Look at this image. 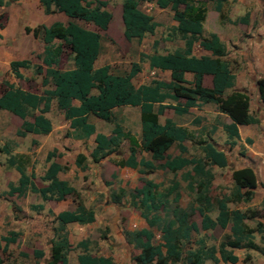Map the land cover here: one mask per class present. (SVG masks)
<instances>
[{"label": "trees", "instance_id": "obj_1", "mask_svg": "<svg viewBox=\"0 0 264 264\" xmlns=\"http://www.w3.org/2000/svg\"><path fill=\"white\" fill-rule=\"evenodd\" d=\"M46 14L61 12L68 19L66 22L53 21L49 25H38L32 30L40 35L44 43L41 64L33 65L29 59H17L10 62V68L18 79H25L21 68H31L36 74H44L45 80L51 84L42 91L24 88L4 80V91L0 94V110H7L22 119L16 134L24 136L27 133L47 134L52 129V123L46 115L55 100L56 106L64 111L69 119V126L76 138H87L95 134V146L90 153L93 161H98L109 152L120 146L121 140L129 144V155L120 159L118 164L136 167L141 173L155 169H167L172 172L190 169L182 173L187 181V188L194 192V197L187 207L179 204V182L172 180L170 185L161 188L152 179L142 177V185L130 193V198L147 223V227L125 231L126 240L137 252L132 254L135 264H206L205 260L212 258L218 261V253L224 262L235 261L233 249L245 248L258 251L264 257V209L230 208L229 203L248 201L256 186V175L253 168L244 166L231 172L233 185L229 193L221 196L211 194L214 172L212 166L224 168L228 158L223 150L218 149L211 141H198L201 156L187 157L186 139L192 135L188 130L177 125L172 119L159 121V114L165 108L182 114L190 106L205 103H215L219 111L231 118L230 123H224L223 129L229 137H239L238 124H253L257 117L250 113V99L247 93L233 90L225 93L234 83V72L229 61L224 59L226 46L214 32L204 34L203 22L207 8L202 0H147L155 1L161 7H170L176 25L173 32L184 40V47L170 52L140 53L139 60L131 63L125 73H114L109 64L95 66L101 51V34L88 28L79 21L92 23L100 29H107L112 13L106 8L105 0H39ZM140 0H122L121 19L124 35L128 39L142 40L147 34H153L158 26L153 15L141 9ZM214 2L220 19L226 20L223 13V3L228 0H210ZM249 13L230 20L233 23L247 22ZM7 17L0 15V28L4 26ZM199 38L200 45L209 50L211 55L193 54V44ZM158 40H154L156 46ZM72 54V66L59 68L60 58L65 50ZM147 59L150 68L169 70L168 81L153 78L148 83L135 86L132 79L141 70V62ZM191 72V80H186L185 73ZM210 74L212 86L204 84V76ZM28 80V79H27ZM260 99L264 102V77L257 81ZM167 99L180 104L164 103ZM75 100L78 104H75ZM183 103V104H182ZM131 105L140 110L141 138L125 131L115 123L110 135L96 132L95 125L88 120L93 114L106 121H113V108ZM250 142V139H247ZM177 143L179 154L172 157L166 151ZM148 152L151 159L140 158L136 162L138 150ZM9 153L7 163L20 171L17 185L9 183L8 194L23 195L27 191L38 193L42 200L50 198L63 199L68 194L77 191L67 180L60 179L58 172L66 168L52 160L55 150L48 151L46 170L40 176L44 185H37L33 171L27 172L29 158L25 154ZM85 157L79 154L76 162L82 167ZM113 195L116 202L123 195ZM173 194L170 200V195ZM42 209V204L33 206ZM216 212L215 217L211 214ZM163 213V215H162ZM200 217V225L194 215ZM58 221L51 240L49 257L46 264H68V253L71 250L65 225L69 222L86 224L95 220L92 208H86L79 203L75 209L62 210L55 215ZM256 219L255 225L248 221ZM263 219V220H261ZM160 231V240L155 239L153 229ZM227 229L228 232L218 244L208 245L204 237L193 241V235L201 230ZM259 242L255 241V236ZM18 233L9 231L0 237V251L6 252L9 244L16 241ZM1 242H4L2 245ZM81 249L77 255L78 264H119L110 256L96 255L89 251V240L81 239L76 245ZM34 256L41 258L44 251L34 249ZM0 264H11L3 260Z\"/></svg>", "mask_w": 264, "mask_h": 264}, {"label": "rangeland", "instance_id": "obj_2", "mask_svg": "<svg viewBox=\"0 0 264 264\" xmlns=\"http://www.w3.org/2000/svg\"><path fill=\"white\" fill-rule=\"evenodd\" d=\"M106 8L112 13V19L107 27L103 30L92 23L79 21L82 25L98 31L101 36V51L96 60V65L109 64L111 71L114 73H125L129 70L131 63L139 60L140 53H152L153 51H171L182 46L181 36L173 32L175 21L173 19V11L170 7L161 8L155 1L140 0L141 9L153 15L158 26L153 34H147L142 40L128 39L123 32V24L121 19V3L122 0H105ZM207 10L213 9V2L210 0H202ZM254 4L249 6V11H253L251 19H258V10L254 9ZM224 13L229 18H233V2H228L224 6ZM4 14L7 21L0 28V71L7 76L8 60L26 58L33 65L41 64V55L44 43L40 35H35L33 28L38 25H49L53 21H67V17L60 12L46 14L39 0H0V15ZM216 11L210 12L205 24V34L212 29H221L222 37L231 48L234 37L233 29L237 26L228 24V21L220 20L216 16ZM216 23V28H215ZM227 23V25H226ZM221 26V27H220ZM226 27H232L231 30ZM154 40H158L156 46L153 45ZM197 40V38L195 39ZM59 68L65 69L72 66V54L66 49L60 58ZM142 70L133 79L134 83L140 84L150 81L153 77H165V74L159 71L149 69L146 61L141 63ZM25 79H14L20 86L24 88H33L42 91L49 88L51 84L45 80L44 74H36L33 67L30 69H22ZM28 79V80H27ZM116 120L121 119L123 122L127 119L128 125L132 130L138 128V120L134 118V111L121 107L114 112ZM49 116L54 124V130L49 137L41 136H17L15 131L20 125V120L7 112H0V145L10 143L14 150L27 153L31 165L38 171L43 170L46 166V151L52 147V143H58L63 150L69 149L67 158L71 159V148H85L86 154L89 153L90 143L88 141H78L67 136L68 121L66 120L62 110L56 107L53 102ZM112 123L100 124V128L109 130ZM57 145V144H56ZM127 144L124 142L119 146L118 150L105 158L99 168H93L87 173V178L80 180L82 184H78L82 200L92 206L97 213V222L91 226L71 225L67 228L70 233L72 244L80 237H86L89 240V248L97 253L109 254L118 259L121 264H133L132 254L137 252L125 238V231L135 230L145 224L144 218L139 210L133 204L130 193L139 185H141V177L139 174L130 170H124L115 166L118 159L125 157ZM192 153L198 154V151L192 148ZM236 159L241 155L236 152ZM238 161V160H237ZM238 163V162H235ZM238 166V164H237ZM233 168V167H232ZM231 168H215L216 178L213 183L211 193L218 196L225 192V189L231 187L230 173ZM102 172V174H98ZM112 171H118L117 176L122 172L120 178L111 175ZM96 174V175H94ZM155 182L161 185H168L174 175L169 171L157 170L151 174ZM17 172L8 168L5 164V156L0 152V236L7 234L11 230L18 231L21 235L19 239L11 243L6 252H1L3 260L11 264H46L47 258H37L34 256L33 250L36 247H43L47 251V241L51 237L55 229V222L48 214H36L32 212L29 205L36 202L39 196L27 194L23 197H9L6 192L8 183L15 181ZM80 177L75 175L78 182ZM124 195L120 197V201L116 202L113 195H121V189ZM183 193L182 204L187 207L190 203V197L187 190L182 187ZM68 207H73L75 197L71 196L66 200ZM22 211H25V215ZM163 215V213H162ZM194 219L199 220V216L194 215ZM256 219L249 220V225H255ZM227 229H215L208 232H198L193 235L192 240L196 241L200 237H204L209 244H218L227 233ZM155 239L159 238V231L155 229ZM258 240V236H255ZM77 246H73L69 253V264H77L76 254L79 252ZM176 264H180L176 263ZM240 264V263H238Z\"/></svg>", "mask_w": 264, "mask_h": 264}, {"label": "crops", "instance_id": "obj_3", "mask_svg": "<svg viewBox=\"0 0 264 264\" xmlns=\"http://www.w3.org/2000/svg\"><path fill=\"white\" fill-rule=\"evenodd\" d=\"M228 2H233V11H234L233 18H231V17L228 18L224 13V6ZM251 4H254V6H255L254 9L258 10V12H259L258 13V19H251L253 16V11L252 10L249 11V9H248ZM213 10L216 11L215 17L219 16V12L214 7V2H213V9L211 11H209V10L206 11V17H205L204 22H203L204 32H205V24L207 22L206 20L209 16L210 12H212ZM246 12L249 13V18H248L247 22H245V23H243V22L233 23L230 21V20H234L238 16L244 15ZM223 13L226 16V21H228V24H232V26H234V27L237 26V28L232 30L233 34H234L233 35L234 37L231 38V40H232L231 42H232L233 46L231 48H229L227 42H225L224 38L222 37L221 30H223L225 28L220 26L221 27L220 30L219 29H212L211 31H208V33L209 32L216 33L219 36L220 40L225 44L226 54L224 56V59L229 61L231 67L233 68V72H234V76H235L234 83H233L232 87L225 90V93H229L233 90L242 91V92L247 93L249 96V99H250V104H249L250 113L253 114L255 117H257L258 122L253 123V124H250V123L238 124L239 137L238 138H236V137L231 138L227 135V133L223 129V124L224 123H230L231 118L227 114L219 111L217 108V105L215 103H212V102L201 104L198 106H190L188 112L182 113V114L174 112V110L172 108H169V107L165 108L163 110V112L161 114H159V121L161 123H163L166 118H170L177 125L185 127L188 130V132L191 133L192 138L186 139L183 142L184 145L187 147V152L184 153L185 156H187V157L201 156L202 153H201V150L199 148L198 141L200 139H207V140L211 141L218 149L223 150L226 153L227 158H228V165L224 168L230 167L231 172L235 168H240V167H244V166H249V167L253 168L255 175H256V186L253 190L252 197L248 201H239L237 203L231 202V203H229V207L230 208H239L241 210H245L247 208L260 210V209H264V102L259 97L257 81L259 78L264 77V0H228V1L223 3ZM175 25H176V21H175L174 26ZM217 25L215 23V28ZM226 25H227V23H226ZM226 29L231 30L232 27H226ZM182 41H183L182 46H180L178 48L184 47V40L182 39ZM199 41H200L199 38H197V40L194 41L193 54H195L197 56L211 55V52L209 50L203 48L200 45ZM175 49H177V48H175ZM171 51H173V50H171ZM158 52L165 53V52H170V51H160L159 50ZM22 59H24V58H22ZM12 60H17V59L8 60L7 69H6L8 71L7 76H4L3 71H0V94L4 91V85H3L4 80L9 81V82L15 84L16 86H20L19 84H17L16 82L14 83V81H13L14 79H17V81L21 80V79H18L14 75V73L12 72V70L10 68V62ZM144 60L146 61L147 66L149 67L148 60L147 59H144ZM144 60L142 62H144ZM101 65H103V64H101ZM95 66H100V65H96V62H95ZM22 69H30V68H21L20 72L23 74ZM149 69L154 70V71H159V72H162L165 74V77L156 76L153 78H159V79H163L166 81H168L170 79V71L169 70H160L157 68H150V67H149ZM141 70H142V66H141ZM138 73H140V72H138ZM138 73L136 74V76L138 75ZM192 75L193 74L191 72H186L185 73L186 80H191ZM23 76L25 78L24 74H23ZM136 76H134L133 79ZM133 79H132V82L135 86H139L140 84L150 82V81H148V82H144V83H140V84L136 85L134 83ZM204 84L207 86H212V78H211L210 74H206L204 76ZM53 102H55V100H53ZM53 102H52V105H53ZM74 102H75V104H78L77 100H75ZM181 102L178 103L177 101L167 99L164 103H172V104H180L181 105ZM121 107H125L127 109H131L134 111V113H135L134 118L136 121L138 120V124H137L138 128L132 130L130 128V126L128 125L129 120L127 122V119H125L124 122L121 119L116 120L114 112L116 109L121 108ZM51 109H52V106H51L50 110ZM0 112H7V113L12 114L14 117H16L17 119L20 120V124H21L22 119L20 117H18L17 115H15V114L7 111V110H3V109L0 110ZM49 112L50 111H48L46 113V115L51 120V118L49 116ZM62 112L65 116L64 111H62ZM113 116H114L113 121H106V120H103L101 118H98L97 116H95L93 114H90V115H88V120L95 125L96 132H102V133H105L107 135H110L115 123H118L119 125L122 126V128L125 131L134 134L137 138H141L140 137L141 136L140 110H139L138 106L124 105V106L114 107L113 108ZM65 118H66V116H65ZM66 120L68 121V131L66 132L67 136L72 138V139L81 141V142L82 141L83 142L88 141L90 143V149H88L89 153L88 154L85 153L86 152L85 148L82 149V148L77 147L78 150H76V148L72 147L71 148L72 157H71V159H68L67 154L69 153V151H68L69 149L63 150V147L60 144L52 143V147L46 151V155H47L48 151L55 150V156H53L52 160L57 161L58 163H60L61 165L66 167L63 170L58 172V177L60 179L67 180L72 186H74L76 191H77L76 194H68L63 199H59V200L55 199V198L42 200V198L40 197V195L38 193H34V192H30V191H27L23 195H18L17 193H14L12 195L8 194L9 183H13V184L17 185V181H18V178L20 176V171L17 168H15L14 166L8 165L7 159L9 157V153H7L5 151V148L7 147L10 150V153H12V154L18 153V154L27 155V153H23V152H19V151L14 150V148H12L11 144L8 142L4 143L3 145H0V152L5 156L6 166L17 172V177H16L15 181L8 183V189L6 192L7 196H9V197H13V196L14 197H23L29 193L39 196V199L36 202L31 203L29 205V208L31 209L32 212H36V214L40 215V214L45 213V214L50 215L52 217V219L54 220L56 227L58 225V221L55 219V215L62 210L75 209L79 203H82L86 208H92L94 210L95 220L93 222L86 223V224H80L77 222H69L65 225V230H66L67 235H68L69 244H70V247L72 248L74 245L75 246L77 245V242L79 240L86 239V237H80L75 242V244L73 245L72 241H71L70 233L67 231V228L71 225H73V226L79 225V226H86L87 227V226H91V224L97 222V213L92 206H90L89 204L85 203L82 200L81 194H80V192L82 190L80 189V186H78V184H82L80 180L87 178L88 177L87 173L91 172L92 170H95L93 168H99L100 163L105 158L109 157L110 154L117 151L119 147L116 148L115 150H112L111 152H109L105 157L101 158L100 160L93 161L91 156H90V153L95 146V141H94L95 134H91L87 138H76L73 136V134L71 132L72 128H70V126H69V119L66 118ZM51 123H52V129L47 134L27 133L26 135L20 136V137H24V138L28 137V136H38V137L39 136H41V137L46 136V137H49L54 130V124H53L52 120H51ZM102 123H104V124L112 123L113 125L109 130H104V129L100 128V124H102ZM15 133H16V131H15ZM17 136H19V135H17ZM247 139H250V142H248ZM124 142H126V144H127V151H126L125 157L120 158V159H126L129 155V144H128V141L126 139L121 140L120 146ZM192 148L196 149L198 151V154L192 153ZM237 151H239V153H241V155L238 156L239 157L238 159H236V155H235ZM179 153H180V151L178 149L176 142L173 143L172 146L166 151V155L168 157H172V156L177 155ZM79 154H82L85 157L84 161L82 162V167L78 166L77 162H76V159H77ZM46 155H45V161H46ZM140 158L151 159V156L148 152L139 149L136 153V162H138V160ZM120 159H118V161L115 163L117 170H118V168L121 169L122 172L124 170H130L134 173L139 174V176L141 178L147 177L149 179H152L151 174H153L157 170L169 171L170 173H172L174 175V178L169 181L168 185H170L172 180H177L179 182V185H180V187L178 189L179 194H180L179 204L181 206L185 207L182 204V200L184 197L183 193L181 191L182 187H184L187 190L188 195L190 197V200L192 201V199L194 197V192L188 190V188L186 186L187 181L182 178V173L185 170L190 169V166L187 167L185 170H178L176 172H172V171L167 170V169H155V170L150 171L148 173H141L140 172L141 167L139 165H137L136 167H130L128 165H120V164H118ZM235 162H238V163H235ZM48 164H49V162L46 161V166L44 167V169L38 171L37 169L32 167L31 162L29 161V163L26 167V171L27 172L33 171L35 173V175H36L35 182L37 183V185L41 186V185L46 184L45 181L40 180V176L44 173ZM237 164H238V166H237ZM215 168H220V167L212 166V171L214 172V175H215L214 179L212 181V186H213V183H214L215 178H216V174L214 171ZM122 172H120V175H119L120 177L122 176V174H121ZM116 173H118V171H112L111 175L115 178H120L119 176H117ZM98 174L101 175L102 172L99 173V171H98ZM75 175H78L80 177L78 179V182H76L77 180L75 179ZM94 175H96V174H94ZM88 179L89 180L91 179L90 176L88 177ZM229 181H230L231 187H232L233 181L231 178V173H230ZM142 183L143 182L141 180V185H142ZM156 183H158L161 188L168 186V185L163 186V185H161L160 182H156ZM141 185H139L137 187H140ZM231 187H229L228 189H225V192H223L222 194L229 193V190ZM120 189L122 190L124 188L120 187ZM211 189H212V187H211ZM222 194H220L218 196H221ZM123 195H124V193H123ZM71 196L75 197V204L73 207H68V205H66L65 202ZM172 197H173V194L170 195V197H169L170 200L172 199ZM37 204H42L43 208L42 209H35L33 206L37 205ZM22 212L24 213V215L26 214L25 211H22ZM215 215H216V212L211 214L212 217H215ZM261 220H263V219H261ZM144 221H145V219H144ZM195 221L198 223V225H200V217H199V220L195 219ZM143 227H147L146 221H145V224L142 225L141 227H139L138 229H141ZM155 229L156 228H154L153 231H155ZM135 230H137V229H135ZM156 230H158V229H156ZM13 231H15V230H13ZM16 232L18 233V236L16 238V241H17L21 234L18 231H16ZM201 232L203 233V232H208V231L201 230ZM7 234H5V235H7ZM53 237H54V231L52 232L51 237L47 241V244H46L47 251L43 250L42 246L36 247V249H41L44 251L43 256L46 257L47 259L49 257L51 240ZM159 238H160V231H159ZM255 241L257 243H260L259 237H258V240L255 239ZM1 243H2V245L4 244V242H1ZM206 243L208 245H211L207 241H206ZM130 245L132 246V244H130ZM9 246H10V244H9ZM132 248H133V246H132ZM89 251L93 254H96V255H104V256L112 257L109 254L94 252L90 248H89ZM80 252H81V249L76 254V261H77V255ZM69 253H70V251H69ZM69 253H68V264H69ZM233 255L237 258L234 262L233 261H227V262L222 261L220 259L219 254L217 253L215 255L217 258H219V260L217 262L214 261L212 258H209V259L205 260V263L206 264H238V263H240V264H264V257L256 250L245 249V248H235V249H233ZM112 258L114 261L121 264V262H119L117 258H115V257H112ZM77 264H78V261H77ZM133 264H135L134 261H133Z\"/></svg>", "mask_w": 264, "mask_h": 264}]
</instances>
